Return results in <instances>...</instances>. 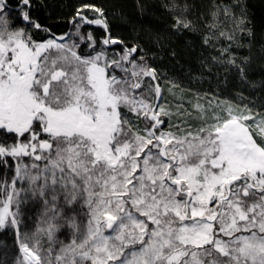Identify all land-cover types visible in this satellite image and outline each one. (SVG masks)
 <instances>
[{
  "label": "snow or ice",
  "instance_id": "1",
  "mask_svg": "<svg viewBox=\"0 0 264 264\" xmlns=\"http://www.w3.org/2000/svg\"><path fill=\"white\" fill-rule=\"evenodd\" d=\"M32 7L0 0V171L12 169L0 230L15 233L14 264H264V114L225 100L209 122L196 104L204 122L193 130L190 112L163 102L143 46L113 37L101 8L84 0L57 34ZM217 9L210 27L222 11L251 35L243 11ZM29 200L42 211L21 235ZM0 264H13L6 244Z\"/></svg>",
  "mask_w": 264,
  "mask_h": 264
},
{
  "label": "trees",
  "instance_id": "2",
  "mask_svg": "<svg viewBox=\"0 0 264 264\" xmlns=\"http://www.w3.org/2000/svg\"><path fill=\"white\" fill-rule=\"evenodd\" d=\"M83 2L84 0H32L31 11L39 22L53 32L63 34L72 30L70 21ZM87 2L103 10L113 37L123 38L129 43L139 41L148 63L158 70L163 102L172 112L185 109L190 112L191 115H186L183 119L192 125L193 130L204 122L196 118V104L208 110L209 122L212 112H219L216 105L225 100L234 104H247L254 111L264 114V0H239L240 7H237V0ZM17 3L18 0H8L10 8ZM217 6L220 9L230 6L236 16L243 11L246 16L245 27L251 30V35L248 31L234 30L231 16L225 17L222 11H219L216 27H210L213 23L212 13L218 11ZM174 16L189 20L192 30H174L171 27L175 22ZM87 27L93 28V35L98 39L104 35L102 28ZM221 31L234 32L233 40L221 36ZM157 35L161 37L160 44L153 39ZM41 36L43 34L36 38L40 39ZM205 37H209L208 43L204 42ZM173 52L175 55H172ZM228 59H235L244 68L243 79L239 69L226 62ZM181 104L183 108L177 109L176 106ZM175 120L174 116L173 121ZM11 173L12 169H3L0 171V179H10ZM2 199L0 185V200ZM41 211L42 205L33 200L21 205V235L35 230ZM67 235V229L57 234L58 239L65 242ZM14 239V231L0 230V251L4 250L6 244L13 264L15 257L21 256L18 245L13 243ZM41 245V255H45L48 246L46 237H41Z\"/></svg>",
  "mask_w": 264,
  "mask_h": 264
},
{
  "label": "rangeland",
  "instance_id": "3",
  "mask_svg": "<svg viewBox=\"0 0 264 264\" xmlns=\"http://www.w3.org/2000/svg\"><path fill=\"white\" fill-rule=\"evenodd\" d=\"M88 14H89V16H95V15H96V13H93V12H89ZM257 139L259 140L260 137H257ZM21 255H22V254H21Z\"/></svg>",
  "mask_w": 264,
  "mask_h": 264
}]
</instances>
